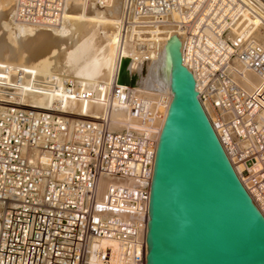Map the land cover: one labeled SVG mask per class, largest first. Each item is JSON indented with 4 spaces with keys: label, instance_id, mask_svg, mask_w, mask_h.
Here are the masks:
<instances>
[{
    "label": "built area",
    "instance_id": "1",
    "mask_svg": "<svg viewBox=\"0 0 264 264\" xmlns=\"http://www.w3.org/2000/svg\"><path fill=\"white\" fill-rule=\"evenodd\" d=\"M196 1L124 0L121 30L129 25V13L135 24L155 27L164 26L173 10L184 13L175 21L187 39L183 62L185 57L225 152L234 168L242 165L235 170L264 214V113L237 67L255 73L264 86V43L226 36V26L243 10L264 12V0H216L220 17L211 26L213 42L199 31L212 8L193 29L206 3L194 8ZM68 3L14 0L11 19L53 27ZM228 3L232 15L224 11ZM129 41L135 60L161 47L145 32ZM62 89L75 98L93 96L70 77ZM109 95L147 127L118 130L106 119L53 106L0 104V264H145L149 186L163 111L131 84L115 82Z\"/></svg>",
    "mask_w": 264,
    "mask_h": 264
},
{
    "label": "bare ground",
    "instance_id": "2",
    "mask_svg": "<svg viewBox=\"0 0 264 264\" xmlns=\"http://www.w3.org/2000/svg\"><path fill=\"white\" fill-rule=\"evenodd\" d=\"M201 1L197 0L194 8L199 7ZM215 1L206 0L193 28L195 30L200 25L205 13L212 8V15L199 30L210 42L214 41L211 26L220 17L217 14L219 4L215 5ZM123 3L124 0H106L98 5L96 0H69L61 23L43 27L12 21L14 0H0V39H3L0 40V104L16 102L34 108L53 106L75 115L106 119L113 129L140 131L147 125L109 95L113 83H131L152 108L163 111L157 125L159 133L171 99L165 44L170 37L177 35L183 49V42L187 39L175 21L185 16L179 10H173L164 26L155 27L135 24L129 13V25L121 30ZM229 6L230 3L225 5L224 11L232 15L235 9H229ZM241 15L226 26V36L233 39L238 35L241 40L264 43V12L250 15L243 10ZM140 32L151 34L161 47L149 58L135 60L129 40ZM184 61L189 64L185 57ZM237 67L243 72V82L257 96L264 113L261 79L242 64L237 63ZM49 77H55L56 83L51 85ZM64 77L73 78L78 87L92 90L93 96L75 98L65 92L62 89ZM209 112L212 114L211 110ZM235 166L238 171L242 167L239 163ZM105 181L110 180L105 178Z\"/></svg>",
    "mask_w": 264,
    "mask_h": 264
},
{
    "label": "water",
    "instance_id": "3",
    "mask_svg": "<svg viewBox=\"0 0 264 264\" xmlns=\"http://www.w3.org/2000/svg\"><path fill=\"white\" fill-rule=\"evenodd\" d=\"M165 49L171 99L149 186L145 264H264V214L198 97L180 38Z\"/></svg>",
    "mask_w": 264,
    "mask_h": 264
},
{
    "label": "rangeland",
    "instance_id": "4",
    "mask_svg": "<svg viewBox=\"0 0 264 264\" xmlns=\"http://www.w3.org/2000/svg\"><path fill=\"white\" fill-rule=\"evenodd\" d=\"M0 40H3L2 38Z\"/></svg>",
    "mask_w": 264,
    "mask_h": 264
}]
</instances>
